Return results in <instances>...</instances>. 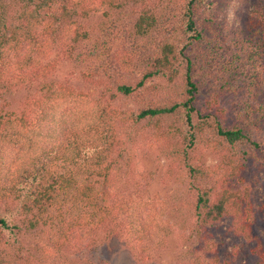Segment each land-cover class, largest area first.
Segmentation results:
<instances>
[{
	"label": "trees",
	"instance_id": "1",
	"mask_svg": "<svg viewBox=\"0 0 264 264\" xmlns=\"http://www.w3.org/2000/svg\"><path fill=\"white\" fill-rule=\"evenodd\" d=\"M156 1L0 0V263L36 264L25 251L34 236L45 243L39 264H77L69 256L114 239L135 264H155L176 219L202 240L177 264H230L207 235L224 221L232 235L256 241V264H264V229L255 234L264 204L246 176L249 162L264 169V0L241 30L225 34L213 0ZM26 38L42 50L69 47L68 56L85 43L84 76L104 85L101 95L48 81L47 94L34 95L29 66L41 60L26 56L22 75L9 68L11 59L21 63L9 53ZM21 88L23 104L12 108L7 96ZM143 129L152 131L149 149L167 148L171 174L185 186L179 200L151 194L142 172L132 190L120 188V163L131 181L126 153ZM92 145L102 150L89 159ZM204 151L216 162L198 156Z\"/></svg>",
	"mask_w": 264,
	"mask_h": 264
},
{
	"label": "rangeland",
	"instance_id": "2",
	"mask_svg": "<svg viewBox=\"0 0 264 264\" xmlns=\"http://www.w3.org/2000/svg\"><path fill=\"white\" fill-rule=\"evenodd\" d=\"M257 1L258 0H213L212 2L215 4V8H217L216 12L219 13L218 8L221 9V13H219L221 21L217 24L221 26L222 32L225 34L230 31L232 33L233 30H236V32L241 30V28L245 26L246 20L254 17ZM156 2H158V0ZM104 6L106 5H102L101 8H105ZM137 6L141 7L142 4H137L134 7ZM101 10L92 15L94 16L90 19L92 24L99 21L102 16ZM37 42L38 40L34 38L32 41L26 38L24 42H20L15 47L16 50L12 49L9 53L11 54V58L17 56L21 61V63L17 65V58H10L9 68L12 74L22 75L25 72V67L29 65L23 63V61L28 55L33 58L35 54L37 58L41 60V65L33 66L32 64L29 66L30 75H28V82L34 95L41 97L47 94L46 88H43L45 81L52 82L54 88L60 87L64 92L75 89L77 91H84L88 97L89 94H92V98H97L101 95V90H103L104 85L101 86L94 84V82L87 81L84 76V73L89 72V62L85 61L84 58V52L89 47L85 43L77 44L72 51V55L68 56L69 47L64 46V48L62 45L56 46V44L53 43L51 45V48H54L53 51L51 48H49V50H42L40 42ZM34 60L36 59L33 58V62ZM50 67H54L55 69L48 75H45ZM104 77L107 78L106 76ZM23 89L24 88H21L12 98L7 96L12 104V108H21L23 100L27 95L26 91ZM22 96L23 99L20 104L19 101ZM3 101L4 100L0 98V104ZM119 104L125 108L135 109L136 107V103L132 98L128 99L122 97L119 100ZM225 106L228 108L227 114L231 118L230 121L234 120V113L230 108L228 100ZM122 133L125 134L126 129H123ZM149 133H152V131L147 129H143V132H135L134 141L129 144V150L126 153L128 158H130V164L132 163L134 166L131 165V169H134V171L131 172H134V174L130 175V178H132L131 181L123 177L125 175L123 167L126 162L122 160L118 171L119 178L122 179L119 186L121 189L132 190L136 187L137 183H135V181L139 178L137 175L142 172L143 175H141V178L143 179V184L151 182V187L149 188L151 194L161 192L170 202L176 199L179 200L180 194L184 191L185 186L175 175L171 174L172 158L166 151L167 148L160 147L154 150L148 148L146 142ZM198 156L203 157L207 163H215L217 160L216 156L209 151H204L203 154L199 153ZM170 174L172 177L169 176ZM246 176L255 181L254 200L256 205L262 206L264 204V169L258 170L257 167L249 162ZM259 217V222L255 227V234L261 236L259 233L261 229H264V210L259 209ZM228 224V221H224L216 226L210 227L207 231V235L211 239L210 243L216 244V256L220 260L228 259L230 264H256L257 255L253 250L257 244L256 241L253 240L248 242L243 237L232 235L228 232ZM26 243L28 247L25 251L30 252L32 254L31 258L36 259V264H39L40 257H44L42 254V245L45 246V243L40 238L34 236H28V238H26ZM201 243L202 240L198 236L196 229L186 231L185 227L181 226V223L175 219V221H173V233L169 236L167 250L164 251L160 262L155 264H177L178 258L181 255L190 256L192 250L197 248ZM190 248H192L190 253L186 254ZM69 257L76 261L77 264H135L130 251L116 239L105 241Z\"/></svg>",
	"mask_w": 264,
	"mask_h": 264
},
{
	"label": "clouds",
	"instance_id": "3",
	"mask_svg": "<svg viewBox=\"0 0 264 264\" xmlns=\"http://www.w3.org/2000/svg\"><path fill=\"white\" fill-rule=\"evenodd\" d=\"M89 121H85L81 127H84ZM99 150H102L100 146H97V145H92L90 146L89 149H86L85 152H84V155L89 158V159H92L95 157L97 151Z\"/></svg>",
	"mask_w": 264,
	"mask_h": 264
}]
</instances>
